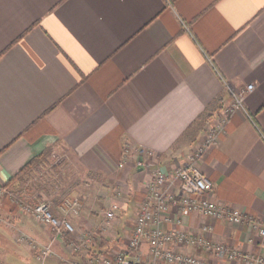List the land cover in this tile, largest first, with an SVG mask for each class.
Returning <instances> with one entry per match:
<instances>
[{"label":"crops","instance_id":"crops-1","mask_svg":"<svg viewBox=\"0 0 264 264\" xmlns=\"http://www.w3.org/2000/svg\"><path fill=\"white\" fill-rule=\"evenodd\" d=\"M247 84L245 109L196 163L211 198L264 224V0H0V188L45 148L64 150L73 164L57 180L45 176L40 195L75 227L55 235L15 203L19 191L5 190L0 264H80L87 253L126 249L152 169L184 164L229 103V88ZM166 188L179 193V180ZM167 215L165 229L200 234L211 224V240L264 256V236L248 219L176 205ZM21 233L53 251L39 259ZM85 233L91 245L73 250ZM172 247L244 264L195 245ZM138 253L150 259L146 243Z\"/></svg>","mask_w":264,"mask_h":264},{"label":"built area","instance_id":"built-area-1","mask_svg":"<svg viewBox=\"0 0 264 264\" xmlns=\"http://www.w3.org/2000/svg\"><path fill=\"white\" fill-rule=\"evenodd\" d=\"M252 86V84H247L239 89L229 88V103L217 111L212 125L206 130L202 144L188 154V159L184 164L175 165L169 172L160 167L152 169L145 196L139 204L126 249L113 254L87 253L80 264H213L204 257L176 250L172 244L195 245L207 253L227 260H237L244 264H264V256L262 255L245 253L207 237L205 233L212 229L211 224L204 225L203 233L200 234L162 227L163 222L172 220L167 212L170 206L176 205L181 210H197L210 218H224L229 222L239 223L248 219L252 228L264 236V224L259 220L237 209L224 206L208 195L212 185L196 163L203 148L216 142L217 135L224 129L228 117L237 109H245V97ZM136 151L143 150L136 149ZM143 163L142 160H137L138 165H143ZM172 178L179 180V193L169 191L166 188V184L170 183ZM4 191L5 188L1 187L0 195ZM14 201L36 221L48 225L55 235L62 237L66 233H74L75 227L69 217L66 214L55 215L47 202L41 200L36 203H27L20 201L18 197H15ZM68 206L75 211L76 201L70 200ZM115 207L116 205L113 204L112 208L106 212L108 218L113 217ZM176 222L180 223L181 220L177 219ZM18 239L28 241L31 247L37 250L38 258L41 260H44L53 251L51 242L39 245L22 233L19 234ZM92 241L93 235L85 233L77 235L76 240L70 242V245L73 250H83L87 249ZM143 243L147 244L149 260H144L138 253Z\"/></svg>","mask_w":264,"mask_h":264},{"label":"trees","instance_id":"trees-1","mask_svg":"<svg viewBox=\"0 0 264 264\" xmlns=\"http://www.w3.org/2000/svg\"><path fill=\"white\" fill-rule=\"evenodd\" d=\"M53 151L52 147L45 148L42 152L32 157L18 172H16L4 186H10L15 182L23 184L24 187L20 190L19 195L23 202L36 203L42 200L40 191L45 190L46 183L49 179H45L43 176L37 177L33 176V172H38L49 162V157ZM33 177L35 182L30 184L28 191L25 189L27 187L26 180L29 177ZM25 189V190H24Z\"/></svg>","mask_w":264,"mask_h":264},{"label":"rangeland","instance_id":"rangeland-1","mask_svg":"<svg viewBox=\"0 0 264 264\" xmlns=\"http://www.w3.org/2000/svg\"><path fill=\"white\" fill-rule=\"evenodd\" d=\"M70 158H71V154L65 152L62 149H56L51 154V156L49 157V162L47 163V165H45L43 168H41L38 172H35V173L33 172V174H34L33 176H37V177L43 176L45 178V176H49V174L52 176L55 174L56 177H53V179L57 180L55 178H58V175L60 174V172L62 171L63 172L62 174H64L65 172H67V170L73 164L72 163L73 160ZM34 180L35 179L32 176L27 178V180H26L27 187L25 188L27 191H28V188H30L28 186H30V184H33V182H35ZM18 186H20V187H18ZM23 187H24L23 184H18V182H15V183H13V185H10L9 187H4V188H5V190H9V192L11 193L12 189L15 192H16V190H17V192L18 191L20 192V190ZM15 197H17V195ZM18 199L20 201H22V199H20L19 197H18ZM43 200L48 201L49 199L43 198Z\"/></svg>","mask_w":264,"mask_h":264},{"label":"snow or ice","instance_id":"snow-or-ice-1","mask_svg":"<svg viewBox=\"0 0 264 264\" xmlns=\"http://www.w3.org/2000/svg\"><path fill=\"white\" fill-rule=\"evenodd\" d=\"M5 178H6V176H5Z\"/></svg>","mask_w":264,"mask_h":264}]
</instances>
